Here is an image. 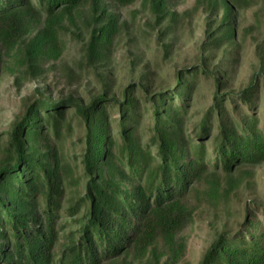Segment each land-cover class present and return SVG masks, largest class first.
<instances>
[{"label": "trees", "instance_id": "16d2710c", "mask_svg": "<svg viewBox=\"0 0 264 264\" xmlns=\"http://www.w3.org/2000/svg\"><path fill=\"white\" fill-rule=\"evenodd\" d=\"M84 1L92 12H104L103 0H0V44L5 50L11 49L27 27L28 15L36 9L50 21L56 10L60 15ZM132 1L113 0L119 5ZM144 3L156 20L164 14V0ZM222 7L224 20L231 7L226 1ZM114 27L115 21L109 16L105 25L91 32L88 49L92 51L96 42L106 41ZM228 29L231 31L224 34L230 36L232 29ZM206 36L207 32L204 40ZM51 41V32L34 34L26 44V57L43 55L45 44ZM52 49L49 43L48 50ZM1 62L0 53V67ZM196 74L194 67L183 75L177 72L172 88L156 93L148 94L146 86L139 87L141 96L133 94L128 84L120 100L98 95L86 104L71 97L27 103L3 146L6 161L0 165V264H103L134 249L142 255L157 240L167 255L162 264H173L184 249L177 235L192 217L184 199L203 177L216 175L208 173L207 138L212 144L213 169L226 177L234 167L264 162L256 76L238 90L221 91L222 83L213 75L210 103L188 134L185 124ZM262 84L264 89V79ZM108 102L117 111L114 133L106 115ZM65 106L73 108L83 126L80 162L85 183L81 194L67 205L66 212L72 216L81 212L73 221L76 225L60 233L64 191L53 141H59ZM143 106L148 107L151 118L145 139L138 134ZM252 209L264 217V205ZM241 225L232 233L221 230L197 264H264V225L248 208H244ZM158 262L157 258L143 264Z\"/></svg>", "mask_w": 264, "mask_h": 264}, {"label": "rangeland", "instance_id": "374dc122", "mask_svg": "<svg viewBox=\"0 0 264 264\" xmlns=\"http://www.w3.org/2000/svg\"><path fill=\"white\" fill-rule=\"evenodd\" d=\"M225 1L231 10L223 20ZM102 2L103 13L92 12L90 4L84 1L60 15L56 10L50 21L43 11L36 9L28 15L27 27L11 49L5 50L0 44V165L6 161L3 146L7 133L27 103L36 99L57 102L71 97L86 104L98 95L120 100L122 89L128 84L138 96L142 86H146L148 94L156 93L172 88L176 73L183 75L192 67L197 74L187 110L188 134L210 103L213 75L220 79L221 91L238 90L256 76L259 128L264 133V0H164V14L157 20L144 0L126 5L113 0ZM109 16L115 21L111 36L96 42L90 51L91 32L105 25ZM228 28L232 29L230 36L224 34ZM42 31L54 35V41L49 42L54 49L49 51L46 43L43 55L26 57L27 42ZM65 107L59 141L52 140L58 150L64 191L58 222L60 233L75 227L73 221L81 212L72 216L66 212L67 205L81 194L85 183L80 162L83 126L73 108ZM227 108L230 110V105ZM105 109L114 133L116 106L108 102ZM141 111L138 134L145 139L151 118L147 106ZM207 139L208 173L216 175L203 177L184 199L192 217L177 235L184 249L173 264H197L203 250L221 230L232 233L242 227L244 208L264 225L262 214L252 209L264 205V162L234 167L226 177L213 169L212 144ZM214 188L217 190L213 191ZM164 248L157 240L142 255L134 249L103 264H143L157 258L162 264L167 258Z\"/></svg>", "mask_w": 264, "mask_h": 264}]
</instances>
